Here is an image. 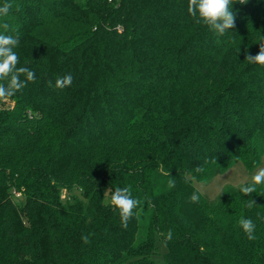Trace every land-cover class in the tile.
Listing matches in <instances>:
<instances>
[{"label": "trees", "instance_id": "trees-1", "mask_svg": "<svg viewBox=\"0 0 264 264\" xmlns=\"http://www.w3.org/2000/svg\"><path fill=\"white\" fill-rule=\"evenodd\" d=\"M11 2L0 25L36 79L0 101V264H159L169 230L165 264H264V189L210 201L194 185L262 164L264 67L245 59L264 0L234 4L219 38L188 0ZM128 186L140 206L124 228L110 198Z\"/></svg>", "mask_w": 264, "mask_h": 264}, {"label": "clouds", "instance_id": "clouds-1", "mask_svg": "<svg viewBox=\"0 0 264 264\" xmlns=\"http://www.w3.org/2000/svg\"><path fill=\"white\" fill-rule=\"evenodd\" d=\"M239 3L241 5L247 4L248 0H188V12L197 25H204L210 31L214 32L219 38L223 36L227 30L234 27L235 16L233 14V5ZM13 8L11 0H3L0 4V18L8 16L10 10ZM4 31L0 32V101L8 100L21 92L29 82L34 83L36 76L35 73L26 68L18 67L19 56L15 49L20 44V35L18 30L10 29L8 23L0 25ZM9 31L15 34H5ZM245 61L256 63L264 67V44H262L259 53L255 56H246ZM21 76L24 79H21ZM73 83V77L71 74H66L63 77H58L55 82V88L63 90L71 87ZM51 86V82H49ZM197 172H203L204 169L199 166L195 169ZM169 188L175 187V180L170 179L168 183ZM258 189H264V167H259L257 171L251 176V182L241 184L240 192L244 196H250L253 193H257ZM200 199L199 193L194 192L190 201L192 203H198ZM111 205L118 211L121 226L126 228L130 219H132L135 210L140 206V201L134 199L132 196L131 186L128 187H116L111 192L110 198ZM255 206V202L251 199L247 201V207L252 208ZM239 226L249 240L254 241L256 239V225L251 218H241ZM173 233L169 230L166 234L163 243L171 241ZM84 244H90L91 240L89 236H82Z\"/></svg>", "mask_w": 264, "mask_h": 264}, {"label": "rangeland", "instance_id": "rangeland-1", "mask_svg": "<svg viewBox=\"0 0 264 264\" xmlns=\"http://www.w3.org/2000/svg\"><path fill=\"white\" fill-rule=\"evenodd\" d=\"M259 167H264V157L262 159V164ZM258 167V168H259ZM257 168V169H258ZM248 171L246 166L239 162L230 168L226 173L217 176L212 182L206 184L194 181L196 189L208 200L216 201L225 188H240L241 184H246L251 182V176L257 171ZM75 194L81 197L79 191H76ZM66 197V193L63 194V197ZM17 202H20V199H16ZM159 253L160 255L155 257V260L159 264H165L164 255L166 253V248L164 245L158 242Z\"/></svg>", "mask_w": 264, "mask_h": 264}, {"label": "built area", "instance_id": "built-area-1", "mask_svg": "<svg viewBox=\"0 0 264 264\" xmlns=\"http://www.w3.org/2000/svg\"><path fill=\"white\" fill-rule=\"evenodd\" d=\"M110 2H112V0H109ZM18 197H20V195H17Z\"/></svg>", "mask_w": 264, "mask_h": 264}]
</instances>
